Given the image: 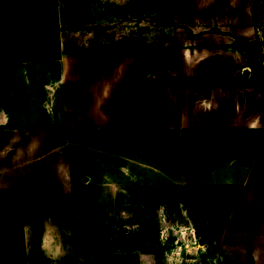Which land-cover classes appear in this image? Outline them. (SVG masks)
Returning <instances> with one entry per match:
<instances>
[{"label":"rangeland","instance_id":"374dc122","mask_svg":"<svg viewBox=\"0 0 264 264\" xmlns=\"http://www.w3.org/2000/svg\"><path fill=\"white\" fill-rule=\"evenodd\" d=\"M47 5L44 0H0L5 37L19 39L15 48L0 42V55L6 56L5 63L0 61V99L28 98L39 105L48 98L45 86L61 80L55 91L57 110L67 116V124L82 127L92 123L72 117L88 113L90 103L104 104L102 112L109 117L104 142L99 139L106 150L100 160L104 169H86L92 154L85 136L72 142L64 136L30 137L27 131L14 144L38 148L30 163L78 164L81 183L88 175L95 179L88 187L92 193L99 192L102 180L125 184L130 233L104 235L95 226L92 239L81 242L105 243L118 251L119 259L103 264H134V254L143 258L141 264H264V204L229 220L232 210L225 202L207 207L208 200L213 204L217 198L190 189L192 175L182 168L188 158L264 159L259 148L254 154L238 152L249 142L262 145V139L234 136L230 128L218 126L237 114L264 129V0H58L57 8ZM56 25L66 28L59 34L60 53L50 60L27 57H41L46 50L57 53L54 37L47 33ZM76 27L81 29L71 30ZM124 66L127 71L133 66L152 70V88L140 90L143 73L123 75ZM164 93L168 105L160 101ZM202 101L211 104L209 116L191 121L182 137L183 124L195 111L190 104ZM165 113L167 123L161 119ZM166 125L172 131L167 135ZM143 129H152V135H140ZM6 140L0 136L1 149L13 144ZM146 146L153 153H144ZM151 158L154 164L147 162ZM137 199L145 207L133 204ZM202 204L204 208L196 207ZM139 208L151 216L144 212L142 219ZM18 212L16 200L0 199V264H25L19 221L13 218ZM106 214L117 220L112 206ZM191 221L194 234L184 230ZM165 227L170 236L161 249Z\"/></svg>","mask_w":264,"mask_h":264},{"label":"crops","instance_id":"0c3cea01","mask_svg":"<svg viewBox=\"0 0 264 264\" xmlns=\"http://www.w3.org/2000/svg\"><path fill=\"white\" fill-rule=\"evenodd\" d=\"M135 72L143 73L140 90L147 91L148 88H152L153 81L151 82V80L153 79L149 76L152 70L133 66L127 71L126 67H123V75ZM60 82L61 80L51 86H45V90L48 91V98L39 105L36 104L37 101H33V99L30 101L28 98L24 101H18V99L13 101L10 98L11 89L9 90V99H12L9 101L10 103L0 99V136L5 137L7 143L13 142V144H7L2 149L0 147V199L16 200L21 209L22 245L26 264H103L115 257L119 259L118 251L115 248L111 249L105 243L88 246L81 241H85V238L89 240V237L90 240L92 239L95 226L100 228L104 235L105 232L113 231L117 232L118 235H120V231L130 233L132 227L125 219L124 213L131 202L126 197L125 184L120 183V181L112 183L102 180L98 183L101 188L99 192L92 193L94 189H88V187L92 186L95 179L88 175L82 179L81 183L77 175V170L81 169L78 164L72 162L63 164L60 161L30 163L29 158L31 159V155L38 153V148L25 144L14 145L19 137L25 136L27 131L30 133V137H35V135H42L44 138L64 136L72 142H76L79 137L85 136L91 140L90 154H92L86 169L106 168L104 160L100 161L106 152L105 147L100 146V142H104L106 130L104 123L109 118L102 112L104 104L101 100H98V103H90L88 113L85 115L75 114L72 117L74 118L73 121L84 120L87 123H92L87 127L79 126V124H75V126L67 124L65 120L67 116H63L57 110L55 91L56 85ZM12 89L14 88L12 87ZM22 91V94L26 96L23 89ZM160 101L162 105L164 102L168 105L165 93ZM190 105L193 109L195 106V111L193 110V114L187 118V124H183L182 137L185 135V130L190 131L191 121L209 116L206 114L212 110L211 104L208 102L202 101L200 105L195 103ZM94 109L101 112L98 110L94 112ZM161 117L166 123L169 120L167 113ZM249 119L246 121L242 118L239 119L236 114L224 125L221 122L218 126L230 128L234 136L242 133L245 138L259 137L264 144V129H257L256 123ZM167 126H165V135L172 132ZM152 132V129L139 131L140 135L144 133L150 136ZM99 139L102 141L99 142ZM262 145L255 146L249 142V144L243 145L238 152L254 154L259 148L264 154V146L262 147ZM146 147L144 153L149 155L153 153L152 146ZM263 160L252 156L247 159L241 156L233 158L213 157L204 159V161L203 159L188 158L182 161V168L192 175V179L189 180V188L197 187V189L205 190L207 196L215 195L217 201L211 204L212 201L208 200L206 204H210L207 207H221L223 200L225 206L232 210L229 218L231 220L240 211L251 210L257 203L264 204V199L261 196L258 198L259 192L264 195V164L261 163ZM147 162L155 163L152 158ZM259 187L261 189H258ZM136 201L141 208L145 205L142 199L134 200L133 204ZM111 206L118 213L116 221L110 220L109 214H106V210L109 211ZM204 206L202 204L196 207L202 209ZM141 208H139L140 215L142 219H145L143 215L146 211L142 213ZM146 214V216H151L148 211ZM156 215L158 218L162 217L158 213ZM142 219L136 222L135 227L140 226ZM121 228L122 230H120ZM167 230L165 227L160 233L158 244L161 249L170 236L166 233ZM184 230H189L194 234V221H191L189 226H185ZM150 231L152 233V230ZM224 233L226 234V231ZM195 239L197 240L196 236ZM203 245L205 242H200V246ZM187 248V245L184 244L182 251L187 252ZM198 248L199 245L196 249ZM139 249H142L141 246ZM137 256L134 254L130 260L134 264H141L143 258ZM88 258H90L89 262L86 261Z\"/></svg>","mask_w":264,"mask_h":264},{"label":"trees","instance_id":"16d2710c","mask_svg":"<svg viewBox=\"0 0 264 264\" xmlns=\"http://www.w3.org/2000/svg\"><path fill=\"white\" fill-rule=\"evenodd\" d=\"M44 1H45L46 4H48L46 6V8L49 6V4L52 5L53 7L57 8L58 0H52V1L44 0ZM47 1H50V3H48ZM55 8H54V11H55ZM55 18H56V23H57V13H56V11H55ZM3 28H4V26L0 25V42L1 43H7L5 45V48L6 47L7 48H15L16 47V45H15L16 41L19 40V39L15 40L16 38L13 37L12 35H10L8 37H5V33L6 32L2 30ZM64 29H66V28H61V27H59V25L51 26L50 28L47 29L48 35H51L52 37H54L55 44H54L53 48H54V50H56L55 52H57V53H54V51L46 50L44 52V55L41 56V57H35V56H27V57L38 58L39 60H50V59H53L54 56L56 54L58 55L60 53V51H61V44H60L59 34ZM67 29H70V28H67ZM78 29H81V28H77V27L76 28H71V30H78ZM214 30L220 32V29H218V28L217 29L215 28ZM15 57H16V59L20 58L19 56H15ZM0 61H1V63H5L6 62L5 54L0 55ZM18 209H19V212L16 215L14 213L13 218H16L20 222V223L18 222V225L20 226V235H19L20 238L19 239L23 243V232H22V230H23L22 229V227H23L22 223L23 222H22V219H21V211H20L21 209H20V207H18ZM7 225H8V223H7ZM10 234H13L12 231L10 232ZM10 234H9V236L12 237V235H10Z\"/></svg>","mask_w":264,"mask_h":264}]
</instances>
